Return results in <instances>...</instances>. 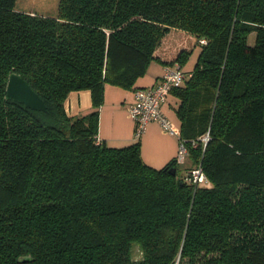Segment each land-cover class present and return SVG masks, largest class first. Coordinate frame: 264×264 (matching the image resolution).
Returning <instances> with one entry per match:
<instances>
[{
    "label": "trees",
    "instance_id": "16d2710c",
    "mask_svg": "<svg viewBox=\"0 0 264 264\" xmlns=\"http://www.w3.org/2000/svg\"><path fill=\"white\" fill-rule=\"evenodd\" d=\"M15 3L0 0V264H264V0ZM193 53L169 94L202 184L177 156L148 165L139 139L98 138L106 83L134 90ZM12 72L45 110L5 98ZM74 90L91 108L68 115Z\"/></svg>",
    "mask_w": 264,
    "mask_h": 264
},
{
    "label": "crops",
    "instance_id": "0c3cea01",
    "mask_svg": "<svg viewBox=\"0 0 264 264\" xmlns=\"http://www.w3.org/2000/svg\"><path fill=\"white\" fill-rule=\"evenodd\" d=\"M184 66L182 67L183 70L191 69V67L184 68ZM163 69L164 66L159 63L151 62L146 73L138 78L134 86L144 87L155 84L162 76ZM133 101V89H124L109 83L104 85L103 102L99 108V139L114 145H124L133 141L134 120L129 116L127 109ZM175 105L176 98L169 94L161 109L167 116V113L172 111L177 122L170 120L175 127L179 128V121L175 114ZM64 108L68 115H76L88 111L91 108L90 91H71L65 100ZM139 142L142 158L150 166L156 168L162 167L177 156L178 137L165 132L156 121H152L147 125L145 132L139 138ZM184 157L188 161L187 171L192 165L189 157L187 155Z\"/></svg>",
    "mask_w": 264,
    "mask_h": 264
},
{
    "label": "built area",
    "instance_id": "2783aa9c",
    "mask_svg": "<svg viewBox=\"0 0 264 264\" xmlns=\"http://www.w3.org/2000/svg\"><path fill=\"white\" fill-rule=\"evenodd\" d=\"M205 42L204 39H201V43ZM189 75L190 73L185 72L177 63L167 65L164 66L163 74L155 84L134 89V101L127 108L129 116L134 120L133 139H139L145 132L147 125L152 121L158 122L165 132L179 137L180 129L175 127L170 118L163 113L161 106L170 90L181 86ZM207 140V134L200 137V141L204 145ZM186 154V148L183 142L179 140L178 162H181ZM185 180L193 184L207 182L199 164L186 171Z\"/></svg>",
    "mask_w": 264,
    "mask_h": 264
},
{
    "label": "rangeland",
    "instance_id": "374dc122",
    "mask_svg": "<svg viewBox=\"0 0 264 264\" xmlns=\"http://www.w3.org/2000/svg\"><path fill=\"white\" fill-rule=\"evenodd\" d=\"M15 8L20 11H32L37 14L54 16L57 13L58 0H16ZM248 42L250 44L253 42V34L249 35ZM195 58H196V54L193 53L190 59L188 60V62L185 64L184 68L192 67ZM169 112L170 113H167L168 117L174 122H177L175 116L172 114V111ZM187 164L188 161L185 159V157L182 159L181 162H178V167H177L178 175L181 176L184 174V172L186 171ZM139 255H140L139 251L137 249H134L133 257L138 258Z\"/></svg>",
    "mask_w": 264,
    "mask_h": 264
},
{
    "label": "water",
    "instance_id": "95a60500",
    "mask_svg": "<svg viewBox=\"0 0 264 264\" xmlns=\"http://www.w3.org/2000/svg\"><path fill=\"white\" fill-rule=\"evenodd\" d=\"M6 99H14L24 104L25 107L35 110H45L43 99L31 88L28 82L18 73H10L6 85ZM168 171L175 174L176 168L171 166Z\"/></svg>",
    "mask_w": 264,
    "mask_h": 264
}]
</instances>
